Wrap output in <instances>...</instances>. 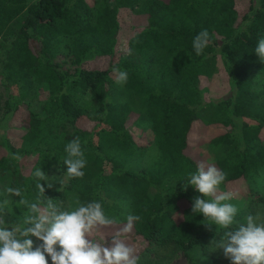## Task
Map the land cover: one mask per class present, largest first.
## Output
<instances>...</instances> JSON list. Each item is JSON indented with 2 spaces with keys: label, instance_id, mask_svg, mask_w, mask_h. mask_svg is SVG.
<instances>
[{
  "label": "trees",
  "instance_id": "1",
  "mask_svg": "<svg viewBox=\"0 0 264 264\" xmlns=\"http://www.w3.org/2000/svg\"><path fill=\"white\" fill-rule=\"evenodd\" d=\"M137 8V33L120 58V13ZM205 29L211 43L197 56L192 41ZM262 38L264 0H0V82L8 90L0 175L21 191L10 204L0 191L6 226L29 214L21 199L40 207L51 199L61 210L95 200L118 220L115 227L129 214L141 217L128 239L141 243L138 260L174 245L191 264H215L206 253L225 230L192 213L200 194L184 184L204 162L225 174L223 190L264 203V72L259 79L255 55ZM217 59L232 95L207 102L203 83ZM113 67L127 71L126 84L112 78ZM41 93L42 115L31 106ZM197 131L208 132L214 161L192 153ZM76 137L85 174L56 193L33 173L66 174L65 145ZM237 209L239 223L254 215ZM29 238L34 249L42 243Z\"/></svg>",
  "mask_w": 264,
  "mask_h": 264
},
{
  "label": "clouds",
  "instance_id": "2",
  "mask_svg": "<svg viewBox=\"0 0 264 264\" xmlns=\"http://www.w3.org/2000/svg\"><path fill=\"white\" fill-rule=\"evenodd\" d=\"M210 43L208 31L202 30L193 38L194 53L203 55ZM255 55L264 62V38L258 41ZM112 75L118 85L127 83L126 70L113 67ZM64 151L67 169L64 180L82 178L87 161L80 138L70 140ZM33 175L38 181L46 179L41 169L35 170ZM225 179V174L217 167L200 162L184 184L185 190L191 186L200 194L194 198L191 211L202 214L209 228L215 225L225 230L223 238L212 243L223 249L231 264H264V214H249L244 223L235 221L238 209L227 202L233 196L220 190ZM37 188L44 194L41 183H37ZM7 192L21 196L18 188H8ZM20 203L26 204L29 212L23 224L8 227L0 216V264H48L46 257L51 258L52 264H137L136 249L127 240L140 216L129 214L126 223L116 227L111 234L109 247L105 246V238L102 243L98 237L102 229L117 226L119 222L115 217L105 215L99 201L82 204L77 199L78 206L74 210H61L51 199H47L44 207L38 203L28 204L24 199ZM234 223L236 227H232ZM29 237L42 243L34 249Z\"/></svg>",
  "mask_w": 264,
  "mask_h": 264
},
{
  "label": "rangeland",
  "instance_id": "3",
  "mask_svg": "<svg viewBox=\"0 0 264 264\" xmlns=\"http://www.w3.org/2000/svg\"><path fill=\"white\" fill-rule=\"evenodd\" d=\"M95 0H88V2H93ZM112 6L115 5V0H108ZM139 9L132 10H123L120 13V25L121 29L118 34V56L125 58L129 55V41L137 33V18L135 12ZM19 23H16V26ZM210 77L204 80V92L205 99L207 102H218L232 95L231 88L229 85V80L227 74L224 70V67L219 59L209 63ZM264 72V62H261V67L256 71V75L259 79L263 76ZM112 78L115 80L114 76ZM121 86V85H120ZM8 97V90L0 82V124H2L3 114L5 112V102ZM44 94L41 93L35 100L31 101V106L34 111L42 115L41 110V100H43ZM137 99V98H136ZM137 103H140L137 99ZM208 132L197 131L193 138L196 140V144L193 148V154L203 159V161H214L216 158V153L214 148L208 144L206 138ZM144 137H147L148 142L153 139L150 135V132L143 134ZM147 142V143H148ZM149 145V144H148ZM152 148V145H149ZM33 161V158L28 159L24 162L23 167H26L29 163ZM66 174L61 173L58 169L50 172L47 175L48 184L51 185V188L56 193H61L64 188L67 186L69 179H65ZM11 188V180L8 177H3L0 175V191L6 196V202L11 203L12 194L7 192V189ZM222 192H229L232 194L233 198L229 203H232L238 208L250 209L254 214L262 213L264 214V203L260 202H251L246 197L237 193L235 190L223 188L220 189ZM59 206V205H58ZM116 230V227L105 228L101 230V235L105 239L111 237V234ZM213 241V240H212ZM210 243L208 252L206 253V260H214L215 264H231L230 259L226 258L223 253V249L217 248L215 242ZM219 241V240H214ZM127 243L130 246H133L136 249V255L140 252L141 243H132L128 240ZM105 246H111V240L108 243H105ZM48 263L50 257H46ZM205 259H202L204 261ZM137 264H191L190 259L185 255L182 249L176 248L174 245H168L164 247H155L152 251L144 254L138 261Z\"/></svg>",
  "mask_w": 264,
  "mask_h": 264
}]
</instances>
